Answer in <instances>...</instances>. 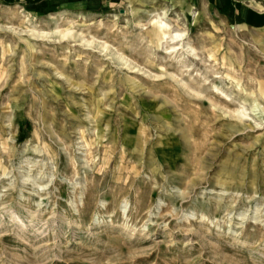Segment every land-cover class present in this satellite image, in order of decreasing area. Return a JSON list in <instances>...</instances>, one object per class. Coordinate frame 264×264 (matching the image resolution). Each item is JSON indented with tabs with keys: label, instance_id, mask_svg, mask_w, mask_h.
Returning a JSON list of instances; mask_svg holds the SVG:
<instances>
[{
	"label": "rangeland",
	"instance_id": "374dc122",
	"mask_svg": "<svg viewBox=\"0 0 264 264\" xmlns=\"http://www.w3.org/2000/svg\"><path fill=\"white\" fill-rule=\"evenodd\" d=\"M234 11L0 0V264H264V24Z\"/></svg>",
	"mask_w": 264,
	"mask_h": 264
},
{
	"label": "crops",
	"instance_id": "0c3cea01",
	"mask_svg": "<svg viewBox=\"0 0 264 264\" xmlns=\"http://www.w3.org/2000/svg\"><path fill=\"white\" fill-rule=\"evenodd\" d=\"M225 6L234 8V16H225L243 24L259 26L264 24V0H217Z\"/></svg>",
	"mask_w": 264,
	"mask_h": 264
},
{
	"label": "bare ground",
	"instance_id": "6f19581e",
	"mask_svg": "<svg viewBox=\"0 0 264 264\" xmlns=\"http://www.w3.org/2000/svg\"><path fill=\"white\" fill-rule=\"evenodd\" d=\"M28 21V20H27ZM169 26H168V24L167 23H165V22H161V23H159L158 24V30L163 34V37L165 36V37H167L168 36V34L166 33V29L168 28ZM168 30V29H167ZM183 37V35H181V34H177L176 35V38L177 39H180V38H182Z\"/></svg>",
	"mask_w": 264,
	"mask_h": 264
}]
</instances>
